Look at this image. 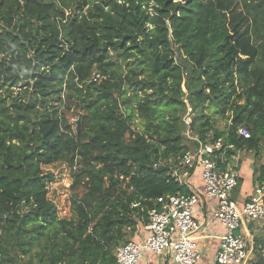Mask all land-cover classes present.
Returning <instances> with one entry per match:
<instances>
[{"label":"trees","instance_id":"16d2710c","mask_svg":"<svg viewBox=\"0 0 264 264\" xmlns=\"http://www.w3.org/2000/svg\"><path fill=\"white\" fill-rule=\"evenodd\" d=\"M14 69L59 108L5 96ZM184 98L201 142L260 157L264 0H0V264H116L114 249L140 239L156 199L188 192L173 176L194 145ZM211 106L229 111L223 127ZM56 162L72 185L84 173L90 182L78 201L96 216L81 210L73 238L47 198L53 175L42 167Z\"/></svg>","mask_w":264,"mask_h":264},{"label":"built area","instance_id":"2783aa9c","mask_svg":"<svg viewBox=\"0 0 264 264\" xmlns=\"http://www.w3.org/2000/svg\"><path fill=\"white\" fill-rule=\"evenodd\" d=\"M183 102L184 135L194 145L180 158L173 176L180 185L186 186L188 192L157 198L156 207L148 212V223L143 227L140 239L122 243L114 249L116 264H150L153 256L168 258L173 264H200L202 256L196 236L201 222L195 218L194 210L210 206L223 235L208 264L251 263L253 251L245 229L253 224L264 227V180L239 207L231 194L239 183V153L243 150H236L234 145L224 144L221 140L203 143L192 135L193 110L187 98ZM236 134L243 139L251 138L243 125L236 128ZM259 147L264 168V140ZM192 168L200 170L202 191L189 188L187 181ZM132 206L135 208L137 204Z\"/></svg>","mask_w":264,"mask_h":264},{"label":"rangeland","instance_id":"374dc122","mask_svg":"<svg viewBox=\"0 0 264 264\" xmlns=\"http://www.w3.org/2000/svg\"><path fill=\"white\" fill-rule=\"evenodd\" d=\"M67 15L68 13H66V16ZM22 69L23 71L25 70L24 68ZM12 75H19V79H17V84L15 86L10 83L6 84L4 89L5 96H10L13 98V100L17 102L27 103L29 106L36 105V109H39L38 111L40 112L44 111L43 108H40L43 106H45L46 108H50L51 106L59 108V103L57 102L58 98L56 96L49 94L44 99H42L41 97L35 98L32 95L31 89L28 88V85H32V81L25 80L23 74H19L16 70L15 73ZM12 75H7V78L9 79ZM197 111L198 113L200 112V107H197ZM209 112L213 114L216 127H223V125L228 120L226 117L227 113L229 112L227 108L211 106L209 108ZM81 115H83V113ZM66 121L71 125L73 131L76 132L77 122H79L78 117L69 114L66 116ZM135 123L138 125V129H140L141 122L139 120H136ZM252 157L253 151L252 153H247V155L243 156V160H247L248 158L253 159ZM260 158L258 157V159L261 160L262 163V153H260ZM42 170L46 173H50L53 175V181L47 186V198L50 199L58 209V215L63 232L69 237L73 238V228L78 221L79 212L81 210L86 211V213H88V215L93 218L96 216V210L93 204L78 201L79 197L84 192H86L90 186L87 174L84 173L82 176H80L79 184L77 186H74L72 185L73 170L69 165L63 162H56L51 166H43ZM247 178L248 175L244 173V181L241 182V187H237L231 195L233 200L236 201L239 195V191L244 190V188L247 186L249 180ZM199 182L200 170L195 169L191 177V183ZM73 201H76L75 205H73ZM215 224L219 229H221L217 221L215 222ZM138 229H141L140 226ZM138 232L139 230L136 233ZM130 239L131 238L128 236L127 240ZM255 241H257V243H255ZM252 243L253 258L250 264H257L262 258H264V233L261 232L257 236L256 240L253 239ZM254 244L258 245L255 246ZM73 264L82 263L76 260Z\"/></svg>","mask_w":264,"mask_h":264},{"label":"crops","instance_id":"0c3cea01","mask_svg":"<svg viewBox=\"0 0 264 264\" xmlns=\"http://www.w3.org/2000/svg\"><path fill=\"white\" fill-rule=\"evenodd\" d=\"M244 150L246 151V149H243V152L240 151L239 153L240 155L239 156L240 161L238 164L239 183L237 187L239 188L241 187L240 186L241 182L244 181L243 180L244 173L248 175V178H247L249 179L248 184L244 188V190L239 191V195L236 201L233 200L231 196V199L239 207L242 206L246 201H248L250 196H252L254 188L259 182L262 181V176H263V171H264L261 160L254 157V154H255L254 152H253V157H252L253 159L248 158L247 160H243V156L247 155V153H252V151L244 152ZM192 175L189 177L187 181L188 185L190 186L189 188L202 191L201 180L199 183H191ZM212 213L213 212L211 211V206L210 208L209 207H205L203 209L195 208L194 210L195 218L201 222L200 231L198 232L196 236V241L199 245V249L201 251V256H202L200 264H208L211 261V259L213 258L215 252L217 251L219 247L220 238L223 235V230L219 229L217 225L215 224L216 221L214 220ZM245 230H247L246 234L247 236H249V242H250L251 249H252L253 239L257 237L261 232L264 233V227H262V224L260 225L253 224V225H250ZM134 240H137V239L134 238ZM149 262L150 264H173L172 261H170V259L168 258H161V257H154V256L150 258Z\"/></svg>","mask_w":264,"mask_h":264},{"label":"water","instance_id":"95a60500","mask_svg":"<svg viewBox=\"0 0 264 264\" xmlns=\"http://www.w3.org/2000/svg\"><path fill=\"white\" fill-rule=\"evenodd\" d=\"M77 132H79V122H77Z\"/></svg>","mask_w":264,"mask_h":264}]
</instances>
